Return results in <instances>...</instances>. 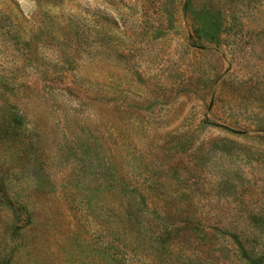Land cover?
I'll return each mask as SVG.
<instances>
[{
	"label": "rangeland",
	"instance_id": "1",
	"mask_svg": "<svg viewBox=\"0 0 264 264\" xmlns=\"http://www.w3.org/2000/svg\"><path fill=\"white\" fill-rule=\"evenodd\" d=\"M203 2L0 0V105L24 116L0 136V264H264V0H219L208 44L191 36ZM126 170L191 186L201 229L162 251L146 214L128 244Z\"/></svg>",
	"mask_w": 264,
	"mask_h": 264
},
{
	"label": "trees",
	"instance_id": "2",
	"mask_svg": "<svg viewBox=\"0 0 264 264\" xmlns=\"http://www.w3.org/2000/svg\"><path fill=\"white\" fill-rule=\"evenodd\" d=\"M223 14L224 10L221 8L219 0H204L200 19L201 21L199 23L193 24L191 36H194L202 43L206 42L208 44L211 42H220L221 37H224V34L227 30V25H225L226 23L224 24L223 21ZM2 102L5 106L0 105V136L6 134L11 135L12 132H14L16 129L22 128L24 124V116L8 105V98H6L5 100L3 99ZM199 124H201L199 126H219L224 129H228L226 126L208 120V118H204L202 121H200ZM187 132L189 133V135H184V137L186 138L185 144L188 143V145H192L193 143H195V140H197L194 135L196 130ZM180 134H178V136H180ZM14 135H17L16 137H18V133H15ZM112 167L113 166L111 165V168ZM114 169L115 168H113V170ZM129 173L130 172H128L127 170L122 174L117 173L119 181L118 186L120 190H122V208L120 207L122 226L121 224L120 226L122 229V233L125 235L124 238H127L128 236L132 237L130 239L132 240L131 243L128 244L139 242L140 239L142 243H145L146 231L142 230L139 232L141 234L140 238L136 236L133 230L132 221L141 217L145 218L146 214L152 215L154 219L147 218L144 223H148L149 225L152 223L156 225L158 221L162 223V227L158 229L157 232L153 231V234H150V238H148L152 245L155 243L158 248H161L162 251L168 245L174 244L175 248L172 249L173 252L174 250H176V246H180V243L184 242V235H186L187 232L198 231L201 229L200 224L202 222V219L200 217L195 216L194 214H190V216L186 215L187 213H190V210L197 203L192 201L194 197L190 196L193 191L191 186H187L185 190H181L177 187L176 183L172 182L170 179H167L168 181L164 179V181L160 183V186H158V188L153 185L145 186L142 183L135 184L131 180L132 174ZM2 180L3 178L2 176H0V191L1 195L5 197V188L3 187ZM114 181L115 179L112 177V180H110L109 182H105L104 188L102 189L103 193L114 192L115 186L112 184V182ZM160 187H164V190L158 191ZM133 194L136 195L137 199L136 197L131 196ZM88 200L90 201V199ZM132 202H136V206H133L131 204ZM88 203L89 202H87V204ZM112 209L113 208H111V210ZM211 214L214 215V213ZM183 215H185V217H183ZM213 217L218 218L217 216ZM143 224L141 223V225ZM138 227L136 228V230L140 229ZM118 233L119 232L117 231V227L115 224L113 230H111V235L116 236L119 235ZM202 239H206L205 231L203 232ZM237 243L240 244V241H238ZM206 245L207 242L203 244V246ZM241 251H243L242 247ZM187 256L189 255L184 253L181 257L186 258ZM181 257L180 260L176 261L177 264H184L183 262H181L183 261ZM193 257H195L196 262H198L197 264H204L206 260L205 256L203 257L202 250L197 251ZM259 261H261L260 258ZM250 263L259 264L260 262L252 263L251 261ZM120 264H130V262L126 257H124Z\"/></svg>",
	"mask_w": 264,
	"mask_h": 264
}]
</instances>
